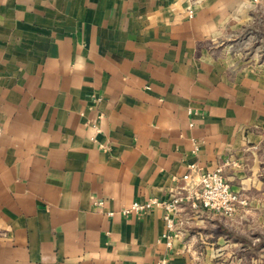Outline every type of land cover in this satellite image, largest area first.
<instances>
[{"label":"crops","instance_id":"obj_1","mask_svg":"<svg viewBox=\"0 0 264 264\" xmlns=\"http://www.w3.org/2000/svg\"><path fill=\"white\" fill-rule=\"evenodd\" d=\"M249 17L245 0H0V264H242L224 252L262 242L264 68L220 41ZM216 168L249 199L239 218L184 202L169 248L162 208L123 213Z\"/></svg>","mask_w":264,"mask_h":264},{"label":"built area","instance_id":"obj_2","mask_svg":"<svg viewBox=\"0 0 264 264\" xmlns=\"http://www.w3.org/2000/svg\"><path fill=\"white\" fill-rule=\"evenodd\" d=\"M198 146L193 147L197 151ZM194 166H190V171ZM180 179L183 185L169 189L164 199L149 197L144 200H134L123 210L124 214L145 213L154 207L163 210L164 232L167 247L173 246L175 238L181 235L182 227L179 212L184 202H189L193 208L203 207L221 216L235 219L241 206L249 204L247 197L230 188L224 179L221 168L198 173L194 179L191 172L183 174ZM166 263L161 260L159 264Z\"/></svg>","mask_w":264,"mask_h":264},{"label":"rangeland","instance_id":"obj_3","mask_svg":"<svg viewBox=\"0 0 264 264\" xmlns=\"http://www.w3.org/2000/svg\"><path fill=\"white\" fill-rule=\"evenodd\" d=\"M245 11L250 19L237 29L227 30L221 37L220 45L225 49L231 61L240 69L244 68L257 72L256 70H260V66L264 68V0H245ZM248 206L249 204L241 206L236 218H239L241 212L246 210ZM254 231L256 235L253 233L252 236H259L262 243L257 249L251 250L250 255L243 252V249L236 250L235 248H229L224 253L242 254L246 257L244 260L250 257L251 264H264V229ZM230 264H236V261H232Z\"/></svg>","mask_w":264,"mask_h":264},{"label":"trees","instance_id":"obj_4","mask_svg":"<svg viewBox=\"0 0 264 264\" xmlns=\"http://www.w3.org/2000/svg\"><path fill=\"white\" fill-rule=\"evenodd\" d=\"M262 242H257L255 244H253L250 240H245V241H242L241 244H242V251L245 252L246 254L250 255L251 253V250L253 249H257L258 246L261 244ZM243 264H251L250 263V257L247 258V260H245L243 262Z\"/></svg>","mask_w":264,"mask_h":264}]
</instances>
